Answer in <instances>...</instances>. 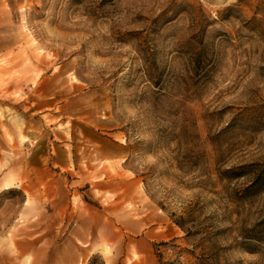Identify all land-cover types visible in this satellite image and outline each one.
Here are the masks:
<instances>
[{
  "label": "rangeland",
  "instance_id": "obj_1",
  "mask_svg": "<svg viewBox=\"0 0 264 264\" xmlns=\"http://www.w3.org/2000/svg\"><path fill=\"white\" fill-rule=\"evenodd\" d=\"M158 254L264 264V0H0V264Z\"/></svg>",
  "mask_w": 264,
  "mask_h": 264
},
{
  "label": "trees",
  "instance_id": "obj_2",
  "mask_svg": "<svg viewBox=\"0 0 264 264\" xmlns=\"http://www.w3.org/2000/svg\"><path fill=\"white\" fill-rule=\"evenodd\" d=\"M179 227H181L183 230H184V224L181 220H173ZM185 231L187 232L186 234H189V230L188 229H185ZM163 244H166V242H160L157 244V247L160 246V245H163ZM156 247V249H157ZM159 256V264H182L181 262H178L176 260H171V261H162V256L161 254H158Z\"/></svg>",
  "mask_w": 264,
  "mask_h": 264
}]
</instances>
